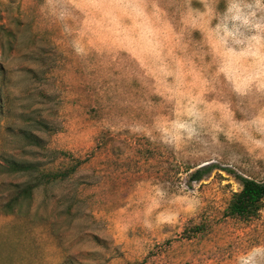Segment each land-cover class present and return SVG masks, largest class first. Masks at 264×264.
<instances>
[{"label":"rangeland","instance_id":"obj_1","mask_svg":"<svg viewBox=\"0 0 264 264\" xmlns=\"http://www.w3.org/2000/svg\"><path fill=\"white\" fill-rule=\"evenodd\" d=\"M153 4L163 25L150 16ZM202 11L195 0H0V27L13 32L0 29V264H238L264 249V214L225 215L241 189L227 168L193 167L185 153L127 130L171 114V103L153 95L167 85L156 61L161 32L172 37L183 25L186 36L189 13L205 28ZM254 34L238 33L244 51L258 46ZM76 40L90 41L86 54L73 51ZM218 96L246 120L261 115L264 91L235 96L224 82ZM74 166L64 178L46 177ZM185 180L200 185L202 207L175 226L145 228L153 189L174 192ZM29 184L31 194L19 195ZM199 224L206 229L194 232ZM252 261L264 264V250Z\"/></svg>","mask_w":264,"mask_h":264},{"label":"clouds","instance_id":"obj_2","mask_svg":"<svg viewBox=\"0 0 264 264\" xmlns=\"http://www.w3.org/2000/svg\"><path fill=\"white\" fill-rule=\"evenodd\" d=\"M195 2L203 9L200 16L205 28L189 13L182 20L191 31L185 36L182 25L172 37L161 32L156 52L158 70L167 85L163 92L153 87V95L157 102L171 103V114L163 119L152 116L149 124L135 123L127 130L150 142L159 140L173 152L185 153L193 158V167L215 164L233 175L259 177L264 175V103L258 118L246 120L218 92L224 82L231 85L235 96H247L250 88L264 91V0L239 5L229 0ZM187 3L191 7L192 0ZM151 7L150 16L162 25L166 23L162 20L164 11L157 4ZM234 10L243 14H234ZM246 29L255 33L251 41L258 45L250 51L243 50L244 42L238 38ZM89 43L76 40L73 51L84 55ZM204 197L200 185L193 182L189 186L187 180L174 192L155 187L143 209V226L149 230L175 226L192 217L204 204ZM258 211L264 214V209ZM261 250L253 247L238 257V264H253L252 253Z\"/></svg>","mask_w":264,"mask_h":264},{"label":"trees","instance_id":"obj_3","mask_svg":"<svg viewBox=\"0 0 264 264\" xmlns=\"http://www.w3.org/2000/svg\"><path fill=\"white\" fill-rule=\"evenodd\" d=\"M1 31L5 36H13V32L4 26L0 27ZM6 68L0 62V85L5 80ZM12 169L20 171H28L33 168L31 164L12 162L10 163ZM75 166L69 168L68 170L53 175L46 174L49 179H56L58 177L64 178L68 176L71 172L75 170ZM210 167L200 168L193 172V179H200L201 176ZM228 170V169H227ZM230 172V170H228ZM231 173V172H230ZM236 179L241 185V189L233 193L232 198L225 209V215L240 219H251L258 215V209H261L264 204V179L257 180L252 177L244 178V175H235ZM34 184H29L23 187L19 191V195L29 196L32 192ZM14 197L8 202V206H14L13 201H17L20 196ZM13 208V207H12ZM206 229V224H199L193 228L194 232L203 231Z\"/></svg>","mask_w":264,"mask_h":264}]
</instances>
